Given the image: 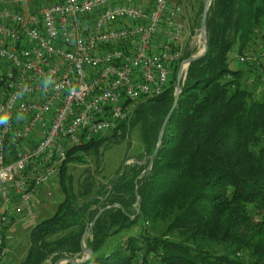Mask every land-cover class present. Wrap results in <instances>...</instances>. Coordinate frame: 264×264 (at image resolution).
Listing matches in <instances>:
<instances>
[{
    "label": "trees",
    "instance_id": "1",
    "mask_svg": "<svg viewBox=\"0 0 264 264\" xmlns=\"http://www.w3.org/2000/svg\"><path fill=\"white\" fill-rule=\"evenodd\" d=\"M203 13L204 7L199 27ZM257 40L264 42V0H213L208 50L189 66L163 137L176 77L110 135L69 152L58 177L64 200L32 228L20 264H264V64L229 67L236 46L243 52ZM135 129L145 158L108 187L88 178L76 193L69 165L85 164L86 156L99 160L105 142Z\"/></svg>",
    "mask_w": 264,
    "mask_h": 264
},
{
    "label": "built area",
    "instance_id": "2",
    "mask_svg": "<svg viewBox=\"0 0 264 264\" xmlns=\"http://www.w3.org/2000/svg\"><path fill=\"white\" fill-rule=\"evenodd\" d=\"M170 2L0 0V116L9 117L0 124V264L10 252L2 227L37 223V199L52 196L69 152L110 135L169 87L183 58Z\"/></svg>",
    "mask_w": 264,
    "mask_h": 264
},
{
    "label": "rangeland",
    "instance_id": "3",
    "mask_svg": "<svg viewBox=\"0 0 264 264\" xmlns=\"http://www.w3.org/2000/svg\"><path fill=\"white\" fill-rule=\"evenodd\" d=\"M207 1L208 0H171L170 2V11H179L178 22L183 27V39L178 45V49L181 50L182 56L191 54L192 57H198L204 53L205 42L201 38L199 13L203 7L205 8ZM166 40L165 27H162L160 34L156 38L157 47H161L162 49L163 46L161 45H164ZM238 46H236L229 55V67L232 71L247 70V64H256V66L264 64V42L257 40L251 43L243 52H239L237 49ZM242 59L245 61L242 62ZM183 65H185L184 69L188 70L189 66L185 64V61L182 62L181 67L177 69V74H174L173 71L171 81L175 79L174 77L178 80L181 69L183 71ZM253 70L255 69L253 68ZM260 72H262V69ZM247 85L251 89V84L248 83ZM260 86L262 89L260 96L262 97L264 96V84H260ZM144 158V146L141 142L138 129L129 133L126 139H119L118 141L108 140L101 149V158H99V160L94 156H86L85 164L71 163L69 165V175L72 176L74 180L75 192L78 193L82 190L81 188L86 184L88 178L93 179L95 184L98 185V188L101 186L108 187L109 182L115 179L124 167H132L138 163V160H143ZM63 200L64 196L59 188L58 181L56 182V187L52 191V196H48L47 191H42L36 203L39 215L36 224L52 217ZM10 224H12L11 228L7 230V232L9 231V233H7V246L10 252L6 260L1 264H20L29 249L30 232L36 224H28L23 221V219L14 220ZM158 230V233L162 232L161 229ZM146 232L152 234L149 227H146ZM119 240L120 238L116 240V243H118ZM87 255L88 254H85V257ZM58 264H67V260H61Z\"/></svg>",
    "mask_w": 264,
    "mask_h": 264
},
{
    "label": "water",
    "instance_id": "4",
    "mask_svg": "<svg viewBox=\"0 0 264 264\" xmlns=\"http://www.w3.org/2000/svg\"><path fill=\"white\" fill-rule=\"evenodd\" d=\"M212 1H213V0H208V1H207V4H206V6H205V8H204V13H203L202 22H201V27H200L201 38H202V39L204 40V42H205V45H204V47H205L204 53H203V55H200V56H198V57H191L190 59L186 60V61H185V64H187L188 66H190V65H191L193 62H195L196 60L202 58V57L206 54V52H207V50H208V45H207V17H208V11H209V8H210V6H211ZM181 94H182V69H181V71H180V73H179L178 80H177V86H176V95H177V99H176L175 105H174V107H173L171 113L169 114L168 118L166 119V121H165V123H164V125H163V128H162V130H161V134H160V137H161V138H162L163 135H164V132H165L166 126H167V124H168L169 118L171 117L173 111L175 110V108H176V106H177V103H178V99H179V97H180ZM161 145H162V142H161V140H160V142H159V144H158V147H157V149H156L154 155L151 157V164H150L149 169H151L152 164L154 163V160H155V158H156V156H157V154H158V150H159V148L161 147ZM88 235H89V233H86L84 239H85ZM82 247H83V250L85 251V253L88 254L89 257H90V256L92 255V253H91V252H88V251L85 250L84 242H83V244H82ZM68 262H72V263H75V264L78 263V262H76V261H67V263H68ZM58 263H59V262H58ZM58 263H57V264H58Z\"/></svg>",
    "mask_w": 264,
    "mask_h": 264
},
{
    "label": "clouds",
    "instance_id": "5",
    "mask_svg": "<svg viewBox=\"0 0 264 264\" xmlns=\"http://www.w3.org/2000/svg\"><path fill=\"white\" fill-rule=\"evenodd\" d=\"M42 87L47 89L49 87V85H51L53 83V80H52V77L49 75V76H45V78L42 80ZM23 114L22 113H18L17 114V120H23ZM8 115L5 114L3 116H0V124H7L8 122Z\"/></svg>",
    "mask_w": 264,
    "mask_h": 264
},
{
    "label": "crops",
    "instance_id": "6",
    "mask_svg": "<svg viewBox=\"0 0 264 264\" xmlns=\"http://www.w3.org/2000/svg\"><path fill=\"white\" fill-rule=\"evenodd\" d=\"M4 206H3V202L0 200V215H2L3 214V212H4ZM24 221V220H23ZM27 223V222H26ZM8 225H12V224H7V225H5L4 227H2V230H3V232H4V229H5V227L6 226H8ZM10 229V228H9ZM8 230V229H7ZM7 230H5L6 231V233H9V231L7 232Z\"/></svg>",
    "mask_w": 264,
    "mask_h": 264
}]
</instances>
